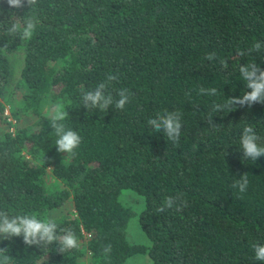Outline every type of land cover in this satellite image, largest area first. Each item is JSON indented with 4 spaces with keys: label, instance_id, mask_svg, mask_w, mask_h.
Returning <instances> with one entry per match:
<instances>
[{
    "label": "trees",
    "instance_id": "16d2710c",
    "mask_svg": "<svg viewBox=\"0 0 264 264\" xmlns=\"http://www.w3.org/2000/svg\"><path fill=\"white\" fill-rule=\"evenodd\" d=\"M23 4L0 0V211L46 219L70 196V209L51 217L79 244L60 252L0 240L11 264H122L133 253H146L148 264H264L253 249L264 244V156L253 162L239 151L246 125L264 144V104L212 109L250 91L240 65L264 70V0ZM28 21L35 27L25 39ZM100 83L112 104L84 108L81 89ZM122 88L131 97L119 110ZM56 107L81 137L74 157L56 150ZM177 111L173 144L147 122ZM245 173L241 193L233 184ZM123 188L141 196L139 211L122 201ZM134 214L149 242L127 240Z\"/></svg>",
    "mask_w": 264,
    "mask_h": 264
},
{
    "label": "clouds",
    "instance_id": "9594fccd",
    "mask_svg": "<svg viewBox=\"0 0 264 264\" xmlns=\"http://www.w3.org/2000/svg\"><path fill=\"white\" fill-rule=\"evenodd\" d=\"M9 8L19 9L24 6L23 0H6ZM28 4L34 3V0H27ZM34 24L31 21L26 22L23 28V37L25 39L32 36ZM17 26L13 25L12 31H16ZM260 45L255 43L253 49L258 50ZM244 55L243 52L239 53ZM215 53H209L205 56L206 60H213ZM239 73L244 82L246 89L240 97H229L223 104H213L214 112H221V110L228 112L234 111V105L241 107H251L254 104H264V70L254 62L243 64L239 66ZM108 80H117L116 76H108ZM105 83H100L96 86L94 91L82 92L81 103L86 109L99 108L101 111H106L108 105L112 104L113 97L105 95ZM201 94H210L212 96L217 94L215 88L205 89L200 88ZM118 99L115 102V107L123 110L125 106L130 103L131 94L127 89H120L118 92ZM180 113H165L164 115L157 114V118L149 119L148 124L152 125L154 130L163 129L167 139L171 140L173 144H178L181 133ZM67 116L62 109L56 107L55 113L50 117L52 123L51 127L54 129L57 152L68 154L69 157L76 156V149L81 144L80 135L68 128L63 122ZM261 137L257 135L253 127L246 125L243 128L240 137V150L243 153V158L256 162L260 157L264 156V144L259 143ZM234 187L239 188L241 193L245 192L248 186V177L243 174L239 181H235ZM164 206L171 207V198H167ZM161 206L158 211H163ZM13 237H22V241L26 246H45L58 244L59 251L64 252L78 247V240L76 234L71 229H58V225L51 216L46 219L39 218L36 214H20L9 215L6 211H0V240H10ZM255 259L264 262V244H253ZM105 252L110 251V246H105ZM0 264H11L10 257L6 254V248H0Z\"/></svg>",
    "mask_w": 264,
    "mask_h": 264
},
{
    "label": "rangeland",
    "instance_id": "374dc122",
    "mask_svg": "<svg viewBox=\"0 0 264 264\" xmlns=\"http://www.w3.org/2000/svg\"><path fill=\"white\" fill-rule=\"evenodd\" d=\"M52 111V108L49 109ZM4 114H8L7 111H4ZM49 181V179L47 180ZM120 198L122 201L131 206V208L137 212L142 206V198L140 195H137L136 192L129 188H123L120 192ZM71 198L70 196L66 197L63 202L60 204L58 209L50 210L49 213L51 216H56L59 210L67 212L70 209ZM55 210V211H54ZM54 211V212H53ZM125 236L129 242H149L146 235L142 232L137 221V214L132 215L126 224ZM85 263V258L83 260ZM149 258L146 253H133L125 258L122 264H148Z\"/></svg>",
    "mask_w": 264,
    "mask_h": 264
},
{
    "label": "built area",
    "instance_id": "2783aa9c",
    "mask_svg": "<svg viewBox=\"0 0 264 264\" xmlns=\"http://www.w3.org/2000/svg\"><path fill=\"white\" fill-rule=\"evenodd\" d=\"M4 111L6 112V111H7V109H4Z\"/></svg>",
    "mask_w": 264,
    "mask_h": 264
}]
</instances>
